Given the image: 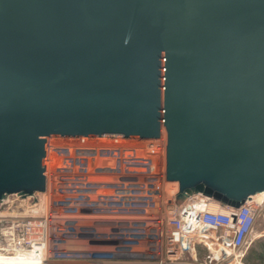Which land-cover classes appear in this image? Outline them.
I'll return each mask as SVG.
<instances>
[{
	"label": "water",
	"instance_id": "95a60500",
	"mask_svg": "<svg viewBox=\"0 0 264 264\" xmlns=\"http://www.w3.org/2000/svg\"><path fill=\"white\" fill-rule=\"evenodd\" d=\"M162 130L175 207L264 193V0H0V204L45 193L49 138Z\"/></svg>",
	"mask_w": 264,
	"mask_h": 264
},
{
	"label": "built area",
	"instance_id": "2783aa9c",
	"mask_svg": "<svg viewBox=\"0 0 264 264\" xmlns=\"http://www.w3.org/2000/svg\"><path fill=\"white\" fill-rule=\"evenodd\" d=\"M149 142V152L157 155L154 149L161 160L165 159L166 140L162 134ZM47 177L45 193L30 198L36 204L28 198V205L22 207L17 196H9L0 204V264L243 263L242 250L264 212V200L253 198L238 209L219 206L214 211L211 201L202 196L191 197L175 207L178 186L171 194L172 201L164 206L162 185L167 183L162 165L150 181L131 184L146 199L141 208L123 207L122 212L113 213L74 208L53 199ZM45 198L48 200L43 201ZM123 232L127 234L122 236ZM199 243L208 244L212 252L189 260L187 255ZM28 254L33 259H21Z\"/></svg>",
	"mask_w": 264,
	"mask_h": 264
},
{
	"label": "rangeland",
	"instance_id": "374dc122",
	"mask_svg": "<svg viewBox=\"0 0 264 264\" xmlns=\"http://www.w3.org/2000/svg\"><path fill=\"white\" fill-rule=\"evenodd\" d=\"M164 134L166 135L165 131ZM164 138L166 140L165 136ZM150 144L149 141L136 139L64 137L47 139L45 175L48 176L53 199L68 202L74 208H93L105 213L122 212L123 207L141 208V203L146 199L140 197L136 186L131 184L150 181V178L156 177L159 173V166L165 167V159L161 160L158 156L159 152L154 149L152 150L157 155L149 152ZM151 156L156 161L160 158L156 166ZM54 180L55 183H53ZM133 180H135L134 183H130ZM168 184H164L166 188L167 186L175 187ZM166 188H163L165 193L163 192L162 198L166 200V203H163L164 206L167 200L172 201L170 194L166 196L168 195ZM12 199L16 201V198ZM29 201L33 200L29 198ZM263 237L264 212L259 215L253 234L242 250L243 264H264V258L262 260L251 258L245 261L250 251H260L258 241ZM196 246L200 253L199 257L201 255L207 257L212 252V247L208 244L199 243ZM90 249L96 248L90 247Z\"/></svg>",
	"mask_w": 264,
	"mask_h": 264
},
{
	"label": "bare ground",
	"instance_id": "6f19581e",
	"mask_svg": "<svg viewBox=\"0 0 264 264\" xmlns=\"http://www.w3.org/2000/svg\"><path fill=\"white\" fill-rule=\"evenodd\" d=\"M161 134H162V137H163V139H165L164 138V136L166 137V135L164 134V130H162V132H161ZM149 150V149H148ZM155 155V154H154ZM152 157V156H151ZM156 157V156H155ZM47 158V157H46ZM153 161H154V165L156 166V164L159 162V159L156 161V160H154V158L152 157L151 158ZM152 161V162H153ZM46 162H47V160H46ZM157 162V163H156ZM160 167V166H159ZM157 168V167H156ZM46 170H47V165H46ZM48 172V171H47ZM168 184V183H167ZM169 185V184H168ZM170 185H174L175 187H170V186H167V188L165 187V185H164V187L163 188H166L167 189V194L168 195H166L167 197L169 196V194L171 195L172 193H174L175 191H176V187H177V184H170ZM163 186V185H162ZM173 189V190H172ZM163 191V190H162ZM164 192V191H163ZM165 193V192H164ZM47 198H45L43 201H47L46 200ZM253 199L254 200H256V201H261V200H264V193H261V194H258V195H256V196H254L253 197ZM165 201L166 200H164L163 198H162V204L164 203L165 204ZM168 201V200H167ZM20 205L22 206V207H25V206H27L28 205V198L27 199H24V200H21L20 202ZM25 203H27V204H25ZM163 204V205H164ZM30 205V204H29ZM218 205L216 204V203H214V202H211V204H210V208L212 209V210H214V211H216V210H218ZM31 208H32V206H31ZM21 259H33V255L32 254H28V256L27 255H23V257L21 258ZM237 264H243V263H237Z\"/></svg>",
	"mask_w": 264,
	"mask_h": 264
},
{
	"label": "trees",
	"instance_id": "16d2710c",
	"mask_svg": "<svg viewBox=\"0 0 264 264\" xmlns=\"http://www.w3.org/2000/svg\"><path fill=\"white\" fill-rule=\"evenodd\" d=\"M258 248L260 251H250L245 261H248L251 258H254L256 260H262L264 258V237L262 238V240L258 241Z\"/></svg>",
	"mask_w": 264,
	"mask_h": 264
},
{
	"label": "crops",
	"instance_id": "0c3cea01",
	"mask_svg": "<svg viewBox=\"0 0 264 264\" xmlns=\"http://www.w3.org/2000/svg\"><path fill=\"white\" fill-rule=\"evenodd\" d=\"M143 204V203H142ZM125 226H127V225H125ZM124 226V227H125ZM128 228H129V226H127ZM126 227V228H127ZM123 235L122 236H125V234H127V233H122ZM198 249H197V246L196 245H194V247H193V250H192V252H191V254H189V255H187V257H188V259L189 260H192V259H194V260H197V259H199V255H200V253H198ZM202 257H203V255H201ZM200 256V257H201Z\"/></svg>",
	"mask_w": 264,
	"mask_h": 264
}]
</instances>
